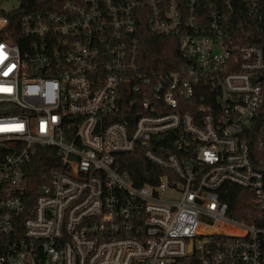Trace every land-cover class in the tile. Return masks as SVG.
Masks as SVG:
<instances>
[{
	"label": "built area",
	"instance_id": "2783aa9c",
	"mask_svg": "<svg viewBox=\"0 0 264 264\" xmlns=\"http://www.w3.org/2000/svg\"><path fill=\"white\" fill-rule=\"evenodd\" d=\"M7 27L0 264H264V0H77L23 17L20 44ZM142 31L182 63L146 69ZM136 153L141 186L119 171Z\"/></svg>",
	"mask_w": 264,
	"mask_h": 264
},
{
	"label": "trees",
	"instance_id": "16d2710c",
	"mask_svg": "<svg viewBox=\"0 0 264 264\" xmlns=\"http://www.w3.org/2000/svg\"><path fill=\"white\" fill-rule=\"evenodd\" d=\"M71 1L77 0H19L20 4L17 9H12L7 12L0 10V15L8 19V33L6 35H8V38L14 43L20 44L23 37L19 30V23L23 17L44 13L46 11L57 12L60 11L62 6L67 2ZM157 1L165 2L166 0ZM140 44L142 53L141 59L146 69L162 66H165L166 69H175L182 63V59L178 54V48L174 41L154 36L148 33V31H142ZM118 161H120L119 171L130 174L136 186L151 182L152 175L158 172L156 167L144 160L138 153L122 155ZM52 167L47 151L41 153L34 159L30 168V194L35 193L39 185L41 174L47 172ZM224 187L228 192L222 193L221 201L228 206L229 216L235 220L249 222L250 218L248 215H250L251 206L248 202V193L233 185L226 184Z\"/></svg>",
	"mask_w": 264,
	"mask_h": 264
},
{
	"label": "rangeland",
	"instance_id": "374dc122",
	"mask_svg": "<svg viewBox=\"0 0 264 264\" xmlns=\"http://www.w3.org/2000/svg\"><path fill=\"white\" fill-rule=\"evenodd\" d=\"M19 0H0V10L10 11L19 7Z\"/></svg>",
	"mask_w": 264,
	"mask_h": 264
}]
</instances>
